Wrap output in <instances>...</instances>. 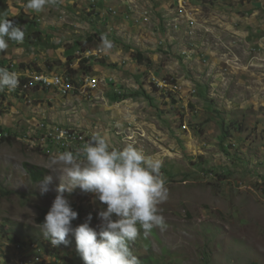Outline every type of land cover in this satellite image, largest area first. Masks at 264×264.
Returning <instances> with one entry per match:
<instances>
[{
  "label": "rangeland",
  "instance_id": "1",
  "mask_svg": "<svg viewBox=\"0 0 264 264\" xmlns=\"http://www.w3.org/2000/svg\"><path fill=\"white\" fill-rule=\"evenodd\" d=\"M26 3L0 0V17L26 27L23 43L0 53L20 80L0 90V139L10 137L0 141V264L81 263L67 246L62 258L35 259L37 246L12 233L43 238L62 182L50 158L93 133L163 162L166 227L130 242L141 264H264V0H54L39 15ZM102 35L113 42L106 52ZM25 164L52 177L47 192ZM65 195L79 210L73 226L91 213L99 230L106 205L79 189Z\"/></svg>",
  "mask_w": 264,
  "mask_h": 264
},
{
  "label": "clouds",
  "instance_id": "2",
  "mask_svg": "<svg viewBox=\"0 0 264 264\" xmlns=\"http://www.w3.org/2000/svg\"><path fill=\"white\" fill-rule=\"evenodd\" d=\"M54 0H27L25 10L41 13ZM25 28L0 17V53L9 49V41L17 44L25 39ZM98 48L106 52L113 42L102 35ZM20 84L19 74L0 68V90L14 91ZM163 162L148 155L140 147L128 143L122 149L111 147L106 135L93 133L81 148L64 151L50 158L49 169L62 173V182L52 206L44 218L41 233L53 247L67 246L74 236L76 251L84 264H141L130 248L141 229L145 236L154 228L166 227L160 205L169 198L162 173ZM53 179L44 177L42 191L47 192ZM77 189L91 194L101 206L99 230L91 226L90 213L86 221L74 227L78 212L73 210L67 196ZM99 237V239H98Z\"/></svg>",
  "mask_w": 264,
  "mask_h": 264
},
{
  "label": "trees",
  "instance_id": "3",
  "mask_svg": "<svg viewBox=\"0 0 264 264\" xmlns=\"http://www.w3.org/2000/svg\"><path fill=\"white\" fill-rule=\"evenodd\" d=\"M35 24H37V26H38V22H35ZM40 34H42L41 31H38V33L36 34L38 36L37 37L38 40H42ZM89 40L91 41V39H89ZM138 58L140 59L141 55H138ZM87 61L88 60H83L81 62V65H83V67H84L86 65ZM106 66L109 67V65H106ZM114 66H116V65H114V64L110 65V67H114ZM146 98L149 100L150 104H153L152 99L148 95H146ZM119 99L120 100H126V99H128V97H126V95H123V96L119 97ZM223 128H224V126H223ZM225 128H228V130H229V127H225ZM224 133H225V135H223V138H226V134H228V131H224ZM3 140L9 141L10 137H2V139H0V141H3ZM25 169H26V171H27V173H28V175H29V177L33 183L41 182L44 179V177H46V174H47V171L41 170L37 166L31 165V164H25ZM0 191L5 192L1 188H0ZM6 193L11 194L10 192H6ZM72 208H73V210H75V207H72ZM75 211H77V210H75ZM77 212H79V210ZM47 213H48V211H45V213H44L45 216ZM12 234L14 235L15 240L18 244H21V242H23L25 240V241H29V243L31 245L37 246V248L40 250V252L37 253L36 255H34L35 259L42 258L43 254L46 256H49V257H57V255H59L58 258H62L60 255L61 254L60 250H62V248L66 247L63 244L60 245L59 247H53L51 245V243H49L48 240H45L44 238L41 239L38 236L28 235V233H24L23 231H20V232L13 231ZM69 241H70V243L67 245V247L76 251V242H75L74 236L70 237ZM64 258H65V260H67L69 262L67 257H64ZM71 263L75 264V262H73V261H71ZM80 264H84L83 260L81 261Z\"/></svg>",
  "mask_w": 264,
  "mask_h": 264
},
{
  "label": "built area",
  "instance_id": "4",
  "mask_svg": "<svg viewBox=\"0 0 264 264\" xmlns=\"http://www.w3.org/2000/svg\"><path fill=\"white\" fill-rule=\"evenodd\" d=\"M39 84H41L46 89H54L62 91L63 93H67L70 90V84L67 83L64 79L60 78L59 76L53 77H46V76H38L37 77ZM97 81L91 80V86L95 87Z\"/></svg>",
  "mask_w": 264,
  "mask_h": 264
},
{
  "label": "crops",
  "instance_id": "5",
  "mask_svg": "<svg viewBox=\"0 0 264 264\" xmlns=\"http://www.w3.org/2000/svg\"><path fill=\"white\" fill-rule=\"evenodd\" d=\"M39 14H40V13H38V15H39ZM38 15H37V16H38ZM37 21H38V20H37Z\"/></svg>",
  "mask_w": 264,
  "mask_h": 264
}]
</instances>
